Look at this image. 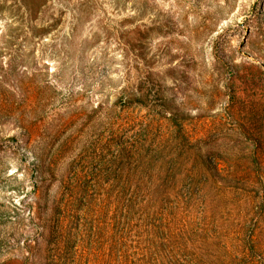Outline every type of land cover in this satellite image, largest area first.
<instances>
[{"label": "rangeland", "instance_id": "1", "mask_svg": "<svg viewBox=\"0 0 264 264\" xmlns=\"http://www.w3.org/2000/svg\"><path fill=\"white\" fill-rule=\"evenodd\" d=\"M0 264H264V0H0Z\"/></svg>", "mask_w": 264, "mask_h": 264}]
</instances>
